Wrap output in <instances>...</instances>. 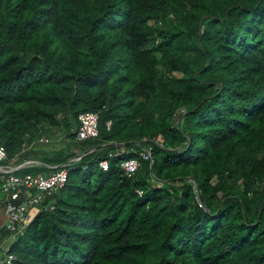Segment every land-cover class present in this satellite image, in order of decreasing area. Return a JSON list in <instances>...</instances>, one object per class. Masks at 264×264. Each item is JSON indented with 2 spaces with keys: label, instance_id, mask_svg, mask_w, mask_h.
Masks as SVG:
<instances>
[{
  "label": "trees",
  "instance_id": "16d2710c",
  "mask_svg": "<svg viewBox=\"0 0 264 264\" xmlns=\"http://www.w3.org/2000/svg\"><path fill=\"white\" fill-rule=\"evenodd\" d=\"M87 111L99 134L77 141L103 146L66 166L14 264H264V0H0L6 161H63L35 143L76 139Z\"/></svg>",
  "mask_w": 264,
  "mask_h": 264
},
{
  "label": "built area",
  "instance_id": "2783aa9c",
  "mask_svg": "<svg viewBox=\"0 0 264 264\" xmlns=\"http://www.w3.org/2000/svg\"><path fill=\"white\" fill-rule=\"evenodd\" d=\"M98 113L87 111L78 115L79 126L75 132L76 140H87L97 138L98 130ZM110 121L107 122L109 127ZM46 140V139H45ZM47 141V140H46ZM154 143H162L161 137L153 138ZM150 143V142H149ZM141 146L139 157L143 160L153 161L152 146ZM120 145L118 143H108ZM120 150L113 155L120 154ZM7 154L3 145L0 144V163L6 161ZM140 162L137 158L123 160L120 164L124 175L130 177L138 169ZM98 166L102 170L108 169V160L101 159ZM68 170L66 167H59L48 174H16L14 171H2L0 173V231L10 232V243L6 246L1 245L0 234V264H14L15 255L10 252V245L15 235H22L26 224L31 220L30 211L52 209L53 205L42 206V201L46 194H50L62 187L67 180ZM14 234V235H12Z\"/></svg>",
  "mask_w": 264,
  "mask_h": 264
},
{
  "label": "rangeland",
  "instance_id": "374dc122",
  "mask_svg": "<svg viewBox=\"0 0 264 264\" xmlns=\"http://www.w3.org/2000/svg\"><path fill=\"white\" fill-rule=\"evenodd\" d=\"M173 74L179 75L178 72H174ZM75 128H73L70 132H67L64 130L62 127L57 129V128H51V130L48 132L47 138H48V143L44 139H39L36 141L35 145L39 148H43L44 146L42 144H53L54 142L60 143V147L58 148L59 152L56 153L60 158H63V161L59 163H45V159L47 158H52L53 155H47L44 153H40L36 159H29L25 160L22 164L25 165L26 168L30 167H37L41 166V162L45 164H52L55 165V169L59 167H66L68 165H76L82 162L83 156H85L88 153L93 152L96 149H99V146L95 148H90L92 145H96V143H88L87 145L83 146L81 145L75 138H70L67 135L70 133H73ZM101 146V145H100ZM90 148V149H89ZM96 153V152H95ZM51 156V157H50ZM57 156V157H58ZM5 162V161H4ZM4 162H1L4 163ZM52 170V169H50ZM54 170V169H53ZM192 171L189 170L187 172L186 178L192 177Z\"/></svg>",
  "mask_w": 264,
  "mask_h": 264
},
{
  "label": "crops",
  "instance_id": "0c3cea01",
  "mask_svg": "<svg viewBox=\"0 0 264 264\" xmlns=\"http://www.w3.org/2000/svg\"><path fill=\"white\" fill-rule=\"evenodd\" d=\"M47 139V142L48 143V138ZM60 143H58L57 141L54 142L53 144H46L44 147H43V150L44 151H53V150H58V148L60 147ZM41 166L43 167H46V169L50 170V169H55V165H52V164H45L43 162H41ZM25 165H23L22 163H17L16 161L14 160H10V161H5L4 163H0V173L2 171H6V170H9V171H17L21 168H24ZM0 211H1V205H0ZM30 213L33 214L35 213V210H31ZM1 235V245L3 246H6L10 243V236L6 233H2L0 232Z\"/></svg>",
  "mask_w": 264,
  "mask_h": 264
},
{
  "label": "water",
  "instance_id": "95a60500",
  "mask_svg": "<svg viewBox=\"0 0 264 264\" xmlns=\"http://www.w3.org/2000/svg\"><path fill=\"white\" fill-rule=\"evenodd\" d=\"M107 145H112V144H107ZM101 146H103V145H101ZM101 146H99V147H101Z\"/></svg>",
  "mask_w": 264,
  "mask_h": 264
}]
</instances>
